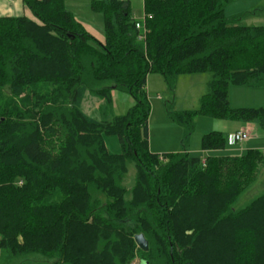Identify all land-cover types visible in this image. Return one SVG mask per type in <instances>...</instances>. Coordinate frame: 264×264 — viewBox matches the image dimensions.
I'll list each match as a JSON object with an SVG mask.
<instances>
[{"label": "trees", "instance_id": "16d2710c", "mask_svg": "<svg viewBox=\"0 0 264 264\" xmlns=\"http://www.w3.org/2000/svg\"><path fill=\"white\" fill-rule=\"evenodd\" d=\"M22 1L33 18L0 17V264H264V193L232 207L264 150L204 166L185 149L151 152L146 90L151 73L173 94L180 75L211 74L197 108L167 110L183 141L197 115L263 125L264 108H232L229 87H264V25L241 24L264 9L227 16L235 0H143L140 40L127 0H92L100 42L64 0ZM113 91L133 99L125 114L113 113ZM87 92L102 101L99 120L81 109ZM228 146L218 131L201 138L204 151Z\"/></svg>", "mask_w": 264, "mask_h": 264}, {"label": "rangeland", "instance_id": "374dc122", "mask_svg": "<svg viewBox=\"0 0 264 264\" xmlns=\"http://www.w3.org/2000/svg\"><path fill=\"white\" fill-rule=\"evenodd\" d=\"M132 16L137 22L143 23L144 12L142 0H131ZM263 8L264 0H235L227 5L225 13L228 16L237 15L254 9ZM30 16L33 15L30 12ZM244 25H264L263 14H251L241 20ZM159 80H151L150 85L159 86L161 90L149 91L151 110L147 122L148 146L154 153L180 152L181 149H189L196 155L201 150V138L211 131L221 132L227 139L230 134L245 131L248 134L246 140L236 145L228 146L229 149L243 147L264 150V124L258 121L243 122L233 119H215L202 115L195 117V129L186 141H183V129L173 122L167 115V110L195 109L199 97L206 91V83L211 78L209 72L184 74L177 78L176 92L169 91L164 85L160 74H156ZM116 93V94H115ZM113 98V113L125 114L134 104L133 99L124 92L115 91ZM230 106L232 108L252 107L264 108V87H246L231 85L229 89ZM172 101V102H170ZM100 100L90 93H85L81 103V109L90 117L100 119ZM104 141L110 154H120L121 148L118 137L114 134H105ZM222 155L227 151L220 152ZM200 155V154H199ZM135 167L132 162L127 164L123 185L130 187L134 182ZM264 193V167L260 170L257 180L247 188L233 204V209L245 206L250 200ZM38 260V258H36ZM42 260V259H41ZM133 264H140L137 258Z\"/></svg>", "mask_w": 264, "mask_h": 264}, {"label": "crops", "instance_id": "0c3cea01", "mask_svg": "<svg viewBox=\"0 0 264 264\" xmlns=\"http://www.w3.org/2000/svg\"><path fill=\"white\" fill-rule=\"evenodd\" d=\"M91 1L92 0H64V3H65V8L69 12H71L75 20L79 24H81L82 27L88 33L94 36L98 41L103 42L104 41L103 15L101 13L94 12L90 8ZM127 1L131 6V2H130L131 0H127ZM142 5H143V0H142ZM263 13L264 12H261V14ZM3 16H9V17L26 16L29 18H33L32 16H30V11L24 5L22 0H11V1L0 0V17H3ZM151 80H155L154 84H156V80L160 81V79L156 77V73L148 74L147 79H146V90L148 94H149V91H151L152 89H153L152 91H157V90L159 91L162 88L161 84L159 86L151 87L150 85ZM175 92H176V87H175ZM114 93L115 91L112 92V96H114ZM229 103H230V94H229ZM101 104H102V101L100 100V106ZM100 106H99V113H100ZM230 146L231 145H229V147ZM247 149L249 148L247 147H243V148L241 147L239 149L226 148L224 150H213V151L212 150L204 151L201 149L202 151L199 153L200 155L199 154L196 155L195 153H193V151H189V149H185V150L192 156L205 159L207 156H221L222 154L220 152H223V151L228 152V154H225V155L240 156V155H243ZM150 151L153 152L154 149L152 150L150 149Z\"/></svg>", "mask_w": 264, "mask_h": 264}, {"label": "built area", "instance_id": "2783aa9c", "mask_svg": "<svg viewBox=\"0 0 264 264\" xmlns=\"http://www.w3.org/2000/svg\"><path fill=\"white\" fill-rule=\"evenodd\" d=\"M7 1H11V0H7ZM120 1H125V0H120ZM135 28L139 31L138 39L142 40L146 32L144 24L140 22H136ZM247 137H248V134L245 131H239L234 134H230L227 141L229 145L233 146V145H236L238 142H242L246 140ZM205 163H206L205 159H202L201 165L204 166Z\"/></svg>", "mask_w": 264, "mask_h": 264}, {"label": "water", "instance_id": "95a60500", "mask_svg": "<svg viewBox=\"0 0 264 264\" xmlns=\"http://www.w3.org/2000/svg\"><path fill=\"white\" fill-rule=\"evenodd\" d=\"M134 240H135L138 248H140L142 251L148 250V243L142 234L135 235Z\"/></svg>", "mask_w": 264, "mask_h": 264}]
</instances>
